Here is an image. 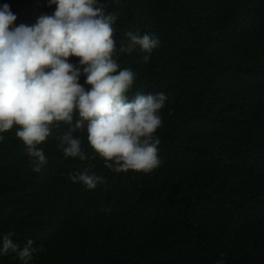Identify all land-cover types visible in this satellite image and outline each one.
I'll return each mask as SVG.
<instances>
[{
  "label": "trees",
  "instance_id": "16d2710c",
  "mask_svg": "<svg viewBox=\"0 0 264 264\" xmlns=\"http://www.w3.org/2000/svg\"><path fill=\"white\" fill-rule=\"evenodd\" d=\"M32 26L48 0H0ZM113 24L126 93L163 92L158 158L149 173H117L81 139L65 157L58 122L38 145L40 172L14 126L0 133V247L4 234L37 251L28 264H264V0H97ZM155 36L148 55L122 52L127 33ZM69 62L78 65V58ZM81 75L79 83L86 90ZM77 116L74 114V121ZM99 176L94 190L70 177ZM0 264H23L16 253Z\"/></svg>",
  "mask_w": 264,
  "mask_h": 264
},
{
  "label": "clouds",
  "instance_id": "9594fccd",
  "mask_svg": "<svg viewBox=\"0 0 264 264\" xmlns=\"http://www.w3.org/2000/svg\"><path fill=\"white\" fill-rule=\"evenodd\" d=\"M48 4L56 5L53 14L40 15L32 26L14 28L16 15L8 4L0 7V133L17 127L15 135L34 158L35 172L47 163L38 145L63 122L68 128L59 139L65 157L88 158L81 139L73 135L86 130L88 145L106 168L149 173L161 163L155 133L163 123L160 112L167 96L140 94L129 101L126 93L135 76L130 69H120L113 58L116 16L105 15L97 0H48ZM127 37L130 43L120 50L130 54L139 46L148 54L144 62L159 46L158 39L147 33L129 32ZM70 57L78 58V65L70 63ZM81 75L88 90L79 83ZM88 173L86 168L70 179L90 190L104 182ZM12 235H3L0 254L16 253L28 264L37 251L34 241L29 239L20 248Z\"/></svg>",
  "mask_w": 264,
  "mask_h": 264
}]
</instances>
